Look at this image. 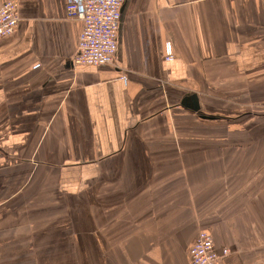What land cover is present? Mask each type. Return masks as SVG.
Masks as SVG:
<instances>
[{
  "label": "crops",
  "instance_id": "obj_1",
  "mask_svg": "<svg viewBox=\"0 0 264 264\" xmlns=\"http://www.w3.org/2000/svg\"><path fill=\"white\" fill-rule=\"evenodd\" d=\"M16 1L0 264H189L201 229L264 264V0H124L114 63L75 67L73 0Z\"/></svg>",
  "mask_w": 264,
  "mask_h": 264
},
{
  "label": "built area",
  "instance_id": "obj_2",
  "mask_svg": "<svg viewBox=\"0 0 264 264\" xmlns=\"http://www.w3.org/2000/svg\"><path fill=\"white\" fill-rule=\"evenodd\" d=\"M123 1L73 0L66 4L67 17L81 22L76 52L71 60L72 66L114 63ZM19 21L18 2L6 0L0 6V38L14 33ZM170 56L171 49L167 47L164 58L168 59ZM228 254L227 247L218 249L212 235L201 229L189 249V264H220Z\"/></svg>",
  "mask_w": 264,
  "mask_h": 264
},
{
  "label": "water",
  "instance_id": "obj_3",
  "mask_svg": "<svg viewBox=\"0 0 264 264\" xmlns=\"http://www.w3.org/2000/svg\"><path fill=\"white\" fill-rule=\"evenodd\" d=\"M190 97H193V96H191V95H189ZM196 100H195V96H194V102H195ZM196 109H199V103H198V101H196ZM214 119V118H213Z\"/></svg>",
  "mask_w": 264,
  "mask_h": 264
},
{
  "label": "rangeland",
  "instance_id": "obj_4",
  "mask_svg": "<svg viewBox=\"0 0 264 264\" xmlns=\"http://www.w3.org/2000/svg\"><path fill=\"white\" fill-rule=\"evenodd\" d=\"M237 113H239V112H237ZM228 255H229V254H228ZM227 257H228V256H226V257L223 259L222 262L229 263V261L227 260Z\"/></svg>",
  "mask_w": 264,
  "mask_h": 264
}]
</instances>
